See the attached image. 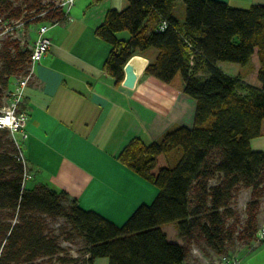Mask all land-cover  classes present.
Wrapping results in <instances>:
<instances>
[{
  "label": "trees",
  "instance_id": "trees-1",
  "mask_svg": "<svg viewBox=\"0 0 264 264\" xmlns=\"http://www.w3.org/2000/svg\"><path fill=\"white\" fill-rule=\"evenodd\" d=\"M177 1L185 4L184 23L173 16ZM13 2L0 0V16L7 23H17L23 15ZM63 13L51 8L43 23L61 20ZM162 18L169 25L157 31ZM125 31L129 37L119 39ZM95 34L112 45L105 69L116 85H121L132 56L156 49V59L144 72L166 84L182 76L184 93L196 101L194 126L176 127L150 144L133 138L121 151L119 162L159 190L152 204L141 205L122 226L83 210L65 191L55 192L45 184L23 186L18 149L10 132L0 129V264H45L53 259L76 264L80 257L60 256L61 237L81 241V264L98 258H108L109 264H187L189 247L196 243L224 257L237 232L229 224L235 214L234 195L249 189L245 228L237 237L250 246L259 229L257 192L264 184V153L250 146L264 123V6L237 9L216 0H129L122 11L110 10ZM19 44L13 39L0 46V107L11 80L27 74L30 66L31 49ZM256 49L261 88L216 66H245ZM201 70H206V78L198 75ZM176 149L182 154L173 166L168 154ZM60 220L54 229L51 224ZM173 223L182 245L169 242L162 230Z\"/></svg>",
  "mask_w": 264,
  "mask_h": 264
},
{
  "label": "crops",
  "instance_id": "crops-1",
  "mask_svg": "<svg viewBox=\"0 0 264 264\" xmlns=\"http://www.w3.org/2000/svg\"><path fill=\"white\" fill-rule=\"evenodd\" d=\"M216 1L237 9L264 6V0ZM128 4L129 0H101L97 4L77 0L66 19L50 28L51 48L35 64L23 99L29 116L27 138L22 142L31 173L29 188L45 184L55 192L65 191L80 208L96 212L117 226L141 205L152 204L159 193L157 187L119 162L121 151L133 138L150 144L176 127L193 128L196 111V101L184 93L181 75L166 84L143 72L136 87L127 89L116 85L106 71L112 45L98 38L95 31L110 10L120 12ZM173 16L184 23L185 5L175 2ZM117 36L127 39L123 33ZM35 38L36 32L30 48ZM136 55L149 64L158 51L149 48ZM216 66L250 86L262 87L258 49L245 66L226 62ZM198 75L208 76L206 70ZM250 146L264 153V123L262 134L252 139ZM181 154L179 149L173 150L168 160L175 156L177 163ZM260 224L263 226L264 220ZM167 225H171L168 230L164 228ZM167 225L162 230L168 241L182 245L177 226ZM170 235L180 237L181 242H173ZM190 258L191 252L187 264L195 262ZM93 264H109V259L98 258ZM241 264H264V239L255 240L241 253Z\"/></svg>",
  "mask_w": 264,
  "mask_h": 264
},
{
  "label": "rangeland",
  "instance_id": "rangeland-1",
  "mask_svg": "<svg viewBox=\"0 0 264 264\" xmlns=\"http://www.w3.org/2000/svg\"><path fill=\"white\" fill-rule=\"evenodd\" d=\"M58 2L59 0H14L13 4L15 5V7H20L22 9L23 15H22L21 20L17 23L8 22L6 23L7 26L0 24V32L5 30L4 33H0V46L3 47L4 45H6L7 42L12 41L13 39H17L20 42L19 45L30 48L32 40H33V33L36 32L38 26L44 22V18L47 14V11H49V9L51 8H53V11H54V9L57 8ZM180 4L183 5V7L185 5L182 1L176 2V5H180ZM176 11H181V10L177 8ZM5 27L7 29H5ZM121 33H123L126 36V38L129 37L128 32L125 31ZM228 64H232V63H228ZM11 82L13 81L11 80ZM9 90H6L4 92L5 97L2 103L3 106L9 105L11 102L10 97L8 96ZM8 131L10 132V130ZM10 136L13 138L14 142L15 140H19L18 134L14 135L10 132ZM169 157H170L169 159L170 164L174 166L176 164L174 161L175 156L170 155ZM30 179H28L24 185L27 188L32 186L31 182H29ZM259 190H260V193L256 191L258 194L261 195V197L259 198V207L257 211L258 213V223L257 224L259 226L257 235H258V232L264 227V225L261 226L260 224L261 221L264 220V184L260 185ZM251 191L252 190L250 189L241 190L239 193L234 195V201H233L234 205L232 206V209L235 214H234L233 219L229 221V224L231 228L235 229L237 232L234 237L235 242L233 243V245L228 247L229 252L227 256L217 257L214 255L213 252L208 250L203 244L196 243V244L190 245L189 247L190 252H191V258L189 261L190 262L192 260L195 261V262H192V264H221L224 261V259L225 260L229 259L231 258V256L241 257V253L247 249V247L249 246V243H247L243 239L238 238L237 236H238V233H240L243 230V228H245V222H246V216H247L246 208L251 198V193H252ZM62 223L63 222L60 220L57 223L56 222L52 223L51 226L54 229H56L59 226V224H62ZM170 226L171 225L169 226L167 225V226H164V228L167 229V227H170ZM175 231H177L176 228H175ZM174 237L175 236L170 235V238L171 240H173V242H178V243L181 242L180 237H177L176 239H174ZM256 240H258L257 237H256ZM60 243H61L62 248L64 249V252L60 255L61 257H66L67 259L69 258L74 259V258L80 257V261H81L82 255L80 252L83 246L80 240L76 239L73 242H66L61 237ZM184 243L185 242L183 239V244ZM80 261L77 262L76 264H81ZM45 264H59V263L53 259L52 261L49 260Z\"/></svg>",
  "mask_w": 264,
  "mask_h": 264
},
{
  "label": "built area",
  "instance_id": "built-area-1",
  "mask_svg": "<svg viewBox=\"0 0 264 264\" xmlns=\"http://www.w3.org/2000/svg\"><path fill=\"white\" fill-rule=\"evenodd\" d=\"M77 0H59L57 8H60L64 13L63 19L55 22H46L38 26L36 31V38L32 44L31 61L27 74L13 78L9 86L8 96L10 97V104L2 106L0 108V129L10 130L12 134H20L19 140H15V145L19 151L18 159L23 164V186L26 181L31 178V174L28 171L27 162L23 154L22 142L27 138V123L29 116L27 110L23 107V99L25 95V89L29 84L30 79L34 75V66L39 63L42 58L49 52L52 41L48 36L50 28L54 25L62 23L69 14L70 9L73 7ZM7 22L0 16V24L6 25ZM169 25L167 19L162 18L158 25L157 31H165ZM7 26V25H6ZM5 29H7L5 27ZM5 31V30H4ZM4 31L0 33H4ZM20 141V142H19ZM20 146V147H19ZM258 241L264 239V227L258 232ZM225 264H241V257H232L227 259Z\"/></svg>",
  "mask_w": 264,
  "mask_h": 264
},
{
  "label": "water",
  "instance_id": "water-1",
  "mask_svg": "<svg viewBox=\"0 0 264 264\" xmlns=\"http://www.w3.org/2000/svg\"><path fill=\"white\" fill-rule=\"evenodd\" d=\"M148 66V61L141 55L132 56L123 68L124 78L122 86L127 89H134L136 84Z\"/></svg>",
  "mask_w": 264,
  "mask_h": 264
}]
</instances>
